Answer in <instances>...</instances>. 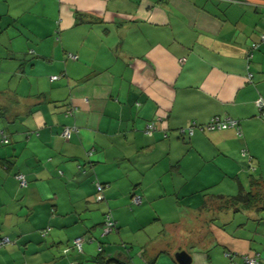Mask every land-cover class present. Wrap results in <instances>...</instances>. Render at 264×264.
<instances>
[{"label": "crops", "instance_id": "obj_1", "mask_svg": "<svg viewBox=\"0 0 264 264\" xmlns=\"http://www.w3.org/2000/svg\"><path fill=\"white\" fill-rule=\"evenodd\" d=\"M263 33L264 0H0V129L10 139L0 146V237L15 241L0 264H61L77 237L76 264L93 240L110 264H157L171 252L189 264H228L225 251L264 258V189L250 208L225 201L264 182L254 105L264 102V44L247 60ZM212 116L238 121L241 137L180 135ZM64 127L74 128L67 141ZM95 182L108 184L104 201ZM107 208L115 235L156 223L148 240L163 242L150 252L131 244L127 262L97 235ZM172 257L164 264H178Z\"/></svg>", "mask_w": 264, "mask_h": 264}, {"label": "trees", "instance_id": "obj_2", "mask_svg": "<svg viewBox=\"0 0 264 264\" xmlns=\"http://www.w3.org/2000/svg\"><path fill=\"white\" fill-rule=\"evenodd\" d=\"M264 34V33H263ZM260 35H262V34H260ZM260 35H259V37H260ZM256 44H258V47H259V45L260 44H262V43H260V38H259V42L258 43H256ZM264 44V43H263ZM258 47L255 49V50H252V52H251V58H252V54H253V52L254 51H256V50H258ZM247 53H248V50H247ZM71 56H73V55H71V54H67V57L69 58V59H71V60H75V59H73V58H71ZM251 58H247V60H251ZM56 77H57V79L59 78V75H55ZM53 77V76H52ZM56 79V80H57ZM247 79H248V82L249 83H251V79H252V74L251 73H248V76H247ZM49 80L50 81H52L51 80V77L49 78ZM53 81H55V80H53ZM258 99H260L261 101H262V103H263V107L260 109V110H258L257 109V106H256V101L258 100ZM254 105H255V107H256V110H257V117L258 118H260V119H263L264 118V102H263V100L260 98V97H258L255 101H254ZM3 114V113H2ZM0 115H1V109H0ZM212 117H221V116H212ZM212 117H210V118H212ZM210 118H208L203 124H190V125H188V126H186V127H184V128H182L180 131H179V133H180V135L181 136H185V135H188V136H191L192 135V133H193V130H194V128H197V129H199V130H201V131H208V132H212V131H219V130H207V129H205V128H203V126L208 122V120L210 119ZM222 118H225V117H222ZM228 118V117H227ZM230 120H233V119H231V118H229ZM235 122H236V125L235 126H233V127H225L224 129H233L234 131H235V134H236V136L238 137V138H240L241 137V131H240V127H239V123H238V121H236V120H234ZM190 128V129H189ZM65 129H68L69 130V137H68V139L70 138V136H71V134L73 133V128L72 127H64L63 128V130H62V132H61V138L63 139V140H68V139H65L64 137H62V133H63V131L65 130ZM224 129H221V130H224ZM155 130V126H154V124L153 123H148V124H146V126H145V128H144V134H146V135H151V133L153 132ZM189 130H191V134H189ZM0 131L1 132H3V134H4V136L6 137V139H7V142L6 143H4V142H0V146H6V145H8V144H10V139H9V136L5 133V131L3 130V129H0ZM240 155H241V157L242 158H244L245 159V161L247 162V164H248V169L249 170H254V167L252 166V157L247 153V151L245 150V149H242V150H240ZM17 174H20V173H17ZM16 175V174H15ZM15 175H14V179H15ZM16 180V179H15ZM25 181H26V179H25ZM16 182H17V185L19 186V182L16 180ZM259 183H261V185L259 184ZM26 186H27V182H26ZM25 186V187H26ZM100 186V188H98ZM108 186V184H106V183H100V182H95V184H94V188H95V199L97 198V196L98 195H101L102 197H103V199L101 200V201H104V196H103V194H102V191L104 190V188L105 187H107ZM258 186H260V187H258ZM25 187H23V188H25ZM251 187H253L254 189H256V187H258V189H256L257 190V192L256 191H254V192H251V191H249V192H241V191H239L236 195H234V196H230V197H228V198H226L225 199V201H227V202H230V203H232L234 206L235 205H237V204H241V205H243V207H247V208H250V207H252V206H254V204H255V202H256V200H257V198L258 197H263L262 196V194L264 195V193H262V194H260L259 193V189H261V188H263L264 189V182H258V180H256V179H253L252 180V184H251ZM262 192V191H261ZM135 198H137L138 200H139V203H135L134 202V199ZM217 199H221V198H217ZM100 201V202H101ZM131 201H132V203L133 204H135V205H141V199L139 198V197H137V196H132L131 197ZM99 202V201H98ZM107 214H110V218L114 221V218H113V215H112V212H111V210H110V208H107V210L104 212V214H103V216H104V218H103V223H102V226H101V228H103V224H104V222H105V219H106V215ZM116 228V222L114 221V229ZM39 233H40V236L41 237H45L48 233H49V228H42L40 231H39ZM110 233H112V231H110L109 233H103V229H102V234L100 235V237H105V236H108V235H110ZM1 238H7L8 239V243L7 244H5V245H3V246H1L0 247V249L1 248H3V247H5V246H7V245H13V244H15V241H12V240H10L8 237H0V239ZM77 238H79V239H81L82 241H81V246H80V250H78V248L74 245V243H73V241L75 240V239H77ZM77 238H75V239H73L72 241H71V245H70V249L69 248H65L64 250H63V254H64V256L68 253V252H70V250H73L77 255H79V254H81V252H82V246H83V243H84V240H83V238L82 237H77ZM90 241H91V239H90ZM226 253H230L231 254V256L230 257H226L225 256V254ZM250 256V255H257L255 258L257 259V263L258 264H264V258H262L260 255H258V254H255V253H252V254H237V253H235V252H231V251H225V253H224V256H225V258L228 260V264H233V263H236V264H244L243 263V258L242 257H244V256ZM112 261H114V260H111V262ZM110 262V259H108V258H105L104 256H103V254H102V249H101V246H100V243H99V246H98V251H97V253H96V255L92 258V263L93 264H110L109 263ZM68 264H76V263H74V262H69Z\"/></svg>", "mask_w": 264, "mask_h": 264}, {"label": "rangeland", "instance_id": "obj_3", "mask_svg": "<svg viewBox=\"0 0 264 264\" xmlns=\"http://www.w3.org/2000/svg\"><path fill=\"white\" fill-rule=\"evenodd\" d=\"M91 205L94 207L95 204H91ZM135 208H139V207H135ZM93 210L94 211H92L91 213H94V214H97L98 213L97 209H94L93 208ZM103 218H104V216H103ZM45 228H47V227H45ZM130 228L132 229V232L130 233V232L127 231V234L126 235H125V233H122L121 235H118V236L115 235L116 234L115 233L116 228H115V229L112 230L113 232L110 233V235L105 236V237H100V235L102 234V229L103 228H99V229H97V232H98L97 235L100 238L107 239L106 244L108 243V246L117 248L121 252H123L124 253L125 260L127 262H130V258L133 257V254H129V251L132 248L131 244L133 245V251L134 252L141 251V249H144L147 252H150L155 247H157L159 244H161L163 242V240H164V239L161 240L162 238L159 237V236H156L154 239L151 238V239L148 240V237L150 236V234H152L151 233V230L161 228V226L156 225V223H154V224H145L139 230H134L133 224L130 225ZM113 236H117V237H113ZM108 237H110L113 240H109ZM96 238H97V236H96ZM141 238H143V239H141ZM124 239H127L126 242H125L126 249H123V247L121 246V243L124 242ZM136 239H138V240L141 239V241L140 242H137ZM98 243L99 242H97L96 240H93L88 245V246L91 247V249L88 252L89 255H87V257L83 261L84 264H92L91 261H90V258H91V256H93V255H95L97 253L96 247H97V244ZM100 243H104V242H100ZM84 253H86V252H84ZM76 255L77 254L75 252L70 251V253L67 256H65L62 259H60V260H63L61 264H68L69 262H74L75 263V261H77V259H74V257L76 258ZM136 255H137V253H136ZM172 255L173 254L171 252L170 257H172ZM159 256H163V257L161 259H159V261H158L157 264H164V262L171 261V258L168 257V256H166V255H164V254H160ZM79 259L81 260L82 258H79ZM172 259L175 260V256H173ZM31 264H36V261L33 260L31 262Z\"/></svg>", "mask_w": 264, "mask_h": 264}, {"label": "built area", "instance_id": "obj_4", "mask_svg": "<svg viewBox=\"0 0 264 264\" xmlns=\"http://www.w3.org/2000/svg\"><path fill=\"white\" fill-rule=\"evenodd\" d=\"M167 1V0H164ZM219 1H223V2H231V0H219ZM260 43H264V34L260 35ZM258 47V44L256 43H252L248 49V53H247V58H251V52L252 50H255ZM71 58L75 59V56H71ZM184 61V59H181L180 62L182 63ZM57 77L53 76L51 77V80H56ZM256 106L257 109L260 110L263 107V103L260 99H258L256 101ZM236 125V122L234 120H230L229 118L225 117V118H219V117H212L208 120V122L203 126V128L207 129V130H221L224 129L225 127H233ZM190 129V128H189ZM74 130V128H73ZM189 134H191V130H189ZM62 137H64L65 139H68L69 137V130L65 129L62 133ZM0 142H7L6 137L4 136L3 132L0 131ZM15 179L19 182V187L23 188L26 186V181H25V177L22 174H16L15 175ZM100 188V186L98 187ZM103 199V197L101 195H98L96 200L97 201H101ZM135 203H139V200L137 198L134 199ZM105 219V222L103 224V233H109L110 231H112L114 229V221L110 218V214H107ZM81 239L77 238L73 241L74 245L78 248V250H80V246H81ZM8 243V239L7 238H1L0 239V247L7 244ZM225 256L228 258L231 256L230 253H226ZM257 255H250V256H244L243 258V263L244 264H258L257 263V259L255 258ZM236 264V263H233Z\"/></svg>", "mask_w": 264, "mask_h": 264}, {"label": "water", "instance_id": "obj_5", "mask_svg": "<svg viewBox=\"0 0 264 264\" xmlns=\"http://www.w3.org/2000/svg\"><path fill=\"white\" fill-rule=\"evenodd\" d=\"M175 260L178 264H189L190 263V257L184 252L176 253Z\"/></svg>", "mask_w": 264, "mask_h": 264}]
</instances>
